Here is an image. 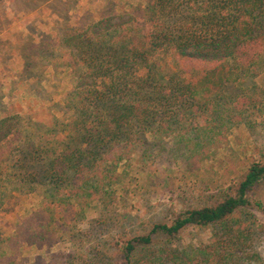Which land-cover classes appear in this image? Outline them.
I'll use <instances>...</instances> for the list:
<instances>
[{"label": "trees", "instance_id": "trees-1", "mask_svg": "<svg viewBox=\"0 0 264 264\" xmlns=\"http://www.w3.org/2000/svg\"><path fill=\"white\" fill-rule=\"evenodd\" d=\"M143 2L131 6L126 18L104 16L69 28L63 42L76 87L63 102V120L55 117L46 125L14 108L0 119V148L7 145L12 160L8 171H0V195L7 186L30 191L37 185L47 187V198H58L63 190L69 196L91 194L90 187H102L103 173L96 169L106 157L105 163L122 150L145 147L148 136L182 132L202 140L236 119L232 107L219 105L216 97L228 83L262 73L264 0ZM262 181L264 162L257 161L234 196L188 209L124 242L120 264H264L252 250L257 220L244 212L261 206L250 193ZM190 227L211 228L212 240L176 246ZM25 229L26 222L18 236ZM31 239L26 235L24 242Z\"/></svg>", "mask_w": 264, "mask_h": 264}, {"label": "rangeland", "instance_id": "rangeland-1", "mask_svg": "<svg viewBox=\"0 0 264 264\" xmlns=\"http://www.w3.org/2000/svg\"><path fill=\"white\" fill-rule=\"evenodd\" d=\"M143 1L0 0V119L14 108L46 125L55 117L63 120V102L76 87L63 42L69 28L89 26L104 16L125 17ZM261 71L218 92L216 102L236 113L227 129L214 127L202 140L182 132L148 136L145 147L103 160L96 169L103 173L102 187H90L91 194L69 196L63 190L60 197L47 198L43 185L30 191L7 186L0 195V264H120V248L129 239L188 209L234 196L250 165L264 162V65ZM203 120L198 118V124ZM9 155L7 145L0 148V171L12 161ZM250 199L261 205L244 212L257 220L252 250L264 261V181ZM29 234L31 243H25ZM212 236L211 228L190 227L174 243L197 246Z\"/></svg>", "mask_w": 264, "mask_h": 264}]
</instances>
